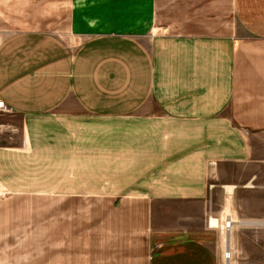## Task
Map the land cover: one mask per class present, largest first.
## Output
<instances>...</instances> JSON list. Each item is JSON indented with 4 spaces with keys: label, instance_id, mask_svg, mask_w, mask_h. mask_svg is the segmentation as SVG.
Segmentation results:
<instances>
[{
    "label": "crops",
    "instance_id": "obj_1",
    "mask_svg": "<svg viewBox=\"0 0 264 264\" xmlns=\"http://www.w3.org/2000/svg\"><path fill=\"white\" fill-rule=\"evenodd\" d=\"M0 100V264H264V0H0Z\"/></svg>",
    "mask_w": 264,
    "mask_h": 264
},
{
    "label": "rangeland",
    "instance_id": "obj_2",
    "mask_svg": "<svg viewBox=\"0 0 264 264\" xmlns=\"http://www.w3.org/2000/svg\"><path fill=\"white\" fill-rule=\"evenodd\" d=\"M243 168L245 166L241 165L237 167V172H242ZM85 174L87 176H85ZM113 177L115 178V173H111ZM83 177L76 178V185L75 187L77 189L83 187V186H92V185H98L99 184V173H81ZM245 198H247L246 202H241L240 205L243 206V210H245V213L247 215H251V218H246L243 221H241V224H246L248 226H243L250 234L258 235L260 231L264 230V191L260 192L257 196L252 195L251 197H248L246 194L243 195ZM213 198L214 204H217L220 199V193H219V186H214L213 194L211 196V199ZM244 203V204H243ZM231 222V223H230ZM238 223V221L231 219L230 216H227L225 219V235H224V241L226 245V249L224 251V258H225V264H235V253L233 247L230 245V233H231V227L232 224ZM236 223V224H237ZM228 226V228H227ZM230 254V258H227Z\"/></svg>",
    "mask_w": 264,
    "mask_h": 264
},
{
    "label": "built area",
    "instance_id": "obj_3",
    "mask_svg": "<svg viewBox=\"0 0 264 264\" xmlns=\"http://www.w3.org/2000/svg\"><path fill=\"white\" fill-rule=\"evenodd\" d=\"M11 108L8 107L2 100H0V112H10ZM228 228V226H227ZM227 258H230V254L226 256Z\"/></svg>",
    "mask_w": 264,
    "mask_h": 264
},
{
    "label": "bare ground",
    "instance_id": "obj_4",
    "mask_svg": "<svg viewBox=\"0 0 264 264\" xmlns=\"http://www.w3.org/2000/svg\"><path fill=\"white\" fill-rule=\"evenodd\" d=\"M231 223V222H230ZM212 225H218V220L212 219Z\"/></svg>",
    "mask_w": 264,
    "mask_h": 264
}]
</instances>
